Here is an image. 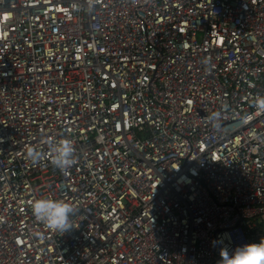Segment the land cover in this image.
Instances as JSON below:
<instances>
[{"label":"built area","instance_id":"2783aa9c","mask_svg":"<svg viewBox=\"0 0 264 264\" xmlns=\"http://www.w3.org/2000/svg\"><path fill=\"white\" fill-rule=\"evenodd\" d=\"M261 96L264 0H0V264H219L259 243ZM42 197L73 228L37 221Z\"/></svg>","mask_w":264,"mask_h":264},{"label":"clouds","instance_id":"9594fccd","mask_svg":"<svg viewBox=\"0 0 264 264\" xmlns=\"http://www.w3.org/2000/svg\"><path fill=\"white\" fill-rule=\"evenodd\" d=\"M254 103L258 109L264 110V96L258 97ZM207 120L213 129L221 128V113L213 112ZM44 143L48 145V154L54 167L63 171L75 163V148L71 140H45ZM43 155L39 146H29L26 149V156L32 162L39 161ZM30 207L35 219L53 232L64 233L73 228L71 217L77 215V209L64 200L35 198ZM220 256L219 264H264V239L259 243L236 247L231 253L222 248Z\"/></svg>","mask_w":264,"mask_h":264}]
</instances>
